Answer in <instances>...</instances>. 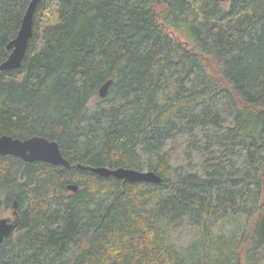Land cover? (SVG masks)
<instances>
[{"label":"trees","instance_id":"trees-1","mask_svg":"<svg viewBox=\"0 0 264 264\" xmlns=\"http://www.w3.org/2000/svg\"><path fill=\"white\" fill-rule=\"evenodd\" d=\"M30 2L0 0V64ZM3 135L56 140L72 166L22 176L0 155V219L19 215L0 264H264V0H41L21 67L0 72ZM179 140L201 171L173 166ZM186 223L199 235L179 248Z\"/></svg>","mask_w":264,"mask_h":264},{"label":"water","instance_id":"water-1","mask_svg":"<svg viewBox=\"0 0 264 264\" xmlns=\"http://www.w3.org/2000/svg\"><path fill=\"white\" fill-rule=\"evenodd\" d=\"M41 0H31L27 11L23 17L21 28L17 36L7 45L10 55L2 64H0V72L4 70H13L21 67L25 58L30 40L33 36L34 15ZM226 2L228 0H218ZM112 80L105 82L99 89V95L104 98L108 95ZM0 155H12L22 158L25 161V166L22 171V176L28 170L32 162L41 161L54 165L70 168L71 162L67 160L60 149L59 143L56 140H50L44 136H33L27 139L15 138L10 135L0 136ZM78 167L85 170H90L103 177H115L124 182H149L159 184L163 181V177L153 170H139L127 167L111 168L106 166H90L78 164ZM68 189L76 192L79 186L71 184ZM13 215L15 218L10 221L4 217L0 219V245L5 238L14 234L19 217L17 213V202L14 204ZM237 264H240L238 262Z\"/></svg>","mask_w":264,"mask_h":264},{"label":"rangeland","instance_id":"rangeland-1","mask_svg":"<svg viewBox=\"0 0 264 264\" xmlns=\"http://www.w3.org/2000/svg\"><path fill=\"white\" fill-rule=\"evenodd\" d=\"M174 35L179 37L182 41L187 42V39L183 35H180L178 32L175 31ZM187 45H189L188 42ZM93 101L94 100H92V102ZM167 149L171 155V160L175 168L181 167L182 169L187 171L193 167L194 170H202L203 157L196 153L191 162H189L190 159L186 156V143L184 140H179L176 143L171 142L170 145H168ZM3 217L14 218L13 209L10 208V210L6 212ZM229 228V225L223 224L219 232H228ZM198 235V229L195 228L192 224L186 223L173 230L172 240L179 248H186L196 240Z\"/></svg>","mask_w":264,"mask_h":264},{"label":"flooded vegetation","instance_id":"flooded-vegetation-1","mask_svg":"<svg viewBox=\"0 0 264 264\" xmlns=\"http://www.w3.org/2000/svg\"><path fill=\"white\" fill-rule=\"evenodd\" d=\"M15 204V203H14ZM12 209H13V211H14V205L12 206ZM17 213H18V210H17ZM14 216V215H13ZM18 217H19V215H18ZM2 218H4V217H2ZM14 218H15V216H14ZM14 218H9L10 219V221L11 220H13ZM17 229V228H16ZM16 231V230H15ZM15 233V232H14ZM13 235V234H12Z\"/></svg>","mask_w":264,"mask_h":264}]
</instances>
